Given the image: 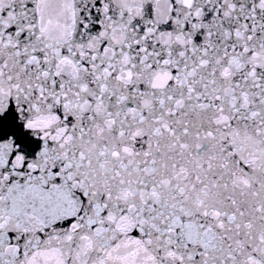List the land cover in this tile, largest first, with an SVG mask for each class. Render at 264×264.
I'll list each match as a JSON object with an SVG mask.
<instances>
[{"label":"snow or ice","instance_id":"6c2138e0","mask_svg":"<svg viewBox=\"0 0 264 264\" xmlns=\"http://www.w3.org/2000/svg\"><path fill=\"white\" fill-rule=\"evenodd\" d=\"M0 264H264V0H0Z\"/></svg>","mask_w":264,"mask_h":264}]
</instances>
